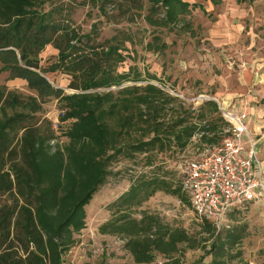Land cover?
Wrapping results in <instances>:
<instances>
[{
    "label": "trees",
    "instance_id": "1",
    "mask_svg": "<svg viewBox=\"0 0 264 264\" xmlns=\"http://www.w3.org/2000/svg\"><path fill=\"white\" fill-rule=\"evenodd\" d=\"M74 4L92 5L113 22H133L147 4L146 22L165 27L195 6L186 0H0V73L6 72L7 80L23 79L33 91L24 96L0 84V264H63L74 234L85 227V206L119 158L143 154L150 167L156 153L184 149L196 136L207 147L226 136L223 130L229 123L219 116L214 99L191 110L153 83H133L142 79L137 69L118 71L127 56L126 43L133 41L130 31L116 28L110 37L99 39L94 23L85 33L71 17ZM159 9L163 16L155 17ZM49 44L57 49V58L42 68L39 55ZM147 46L158 51L165 43ZM45 71L69 75L67 86L74 92L54 86ZM51 97L60 102L61 119L71 120L65 141L39 115ZM216 120L226 127L220 128ZM192 156L177 165L178 179L155 165L107 204L110 217L98 230L119 235L135 263H151L162 255L167 261L161 264H185L183 246L203 252L189 264H231L241 255L237 246L246 224H230L228 219L249 203L228 210L218 226L200 217V237L164 222L158 213L132 215L157 191L191 206L183 180Z\"/></svg>",
    "mask_w": 264,
    "mask_h": 264
},
{
    "label": "rangeland",
    "instance_id": "2",
    "mask_svg": "<svg viewBox=\"0 0 264 264\" xmlns=\"http://www.w3.org/2000/svg\"><path fill=\"white\" fill-rule=\"evenodd\" d=\"M186 1L195 6H190L179 21L166 27L146 22L144 17L147 14V4L135 13L133 22H113L101 16L96 7L88 4L72 5L71 17L85 33L90 32L95 23L94 29L99 34V39L110 37L116 28L130 31L133 41L126 43L127 50L124 54L127 56L120 63L118 71H128L131 67L137 69L142 79L133 83H153L169 96L190 106L191 110L198 108L205 100L214 99L221 117L223 110L238 112L242 107L252 106V101H255L253 97L259 99L258 90L262 86L254 78L258 68L264 66V0H222L218 4H212L208 0ZM162 16V9L157 10L155 17ZM149 42H156V45L164 42L165 46L157 51L148 48ZM39 57L41 67L46 68L56 61L57 49L49 44ZM44 75L65 93L74 92L67 86L69 75L61 71H45ZM134 75L135 70L132 72V76ZM151 75L156 78H150ZM6 76V72L0 73V84H5L24 96L33 95L26 82L20 79L7 80ZM260 83L264 85V82ZM59 104L55 98L46 99L39 115L51 122L57 139L65 141L64 132L71 120L61 119L62 109ZM176 104V101L169 104L170 111ZM216 121L220 128L226 127L222 121ZM207 145L199 143L196 136L184 149L172 147L156 153L154 164L150 167L146 166L147 160L143 154L112 162L105 182L85 206V227L74 234L75 242L63 255V264L166 262L165 257L158 255L151 263H135L123 247L124 240L119 235L101 234L98 227L110 217L107 204L125 191L134 177L156 165L157 168L173 173L174 178L178 179V173L176 175L174 171H178L177 165H180L182 159ZM263 201L251 202L240 214L229 216L230 224L237 221L246 224L245 236L237 246L241 255L232 260L231 264H264ZM142 210L158 213L164 222L182 227L190 235H201L202 219L187 202H182L175 195L157 191L133 210L132 215L140 217ZM202 253L199 248L183 246L180 254L183 262L189 264ZM204 260L209 261L210 257L206 256Z\"/></svg>",
    "mask_w": 264,
    "mask_h": 264
},
{
    "label": "built area",
    "instance_id": "3",
    "mask_svg": "<svg viewBox=\"0 0 264 264\" xmlns=\"http://www.w3.org/2000/svg\"><path fill=\"white\" fill-rule=\"evenodd\" d=\"M229 125L216 145L187 160L184 188L193 211L218 226L228 210L264 200V181L247 127V112L223 110Z\"/></svg>",
    "mask_w": 264,
    "mask_h": 264
},
{
    "label": "crops",
    "instance_id": "4",
    "mask_svg": "<svg viewBox=\"0 0 264 264\" xmlns=\"http://www.w3.org/2000/svg\"><path fill=\"white\" fill-rule=\"evenodd\" d=\"M256 75H257L255 76L256 78L254 77L253 78L258 80L257 84L262 85L259 87V90H258L259 99L258 97L254 96L253 100L255 101H252L253 105L242 107L241 109L238 110V112H241V111L247 112L248 117H247L246 123L248 127V132H249L250 138L254 140V148L256 151L257 159L260 161V166H261V171H262V176H263V181H264V85L260 83V82H264V66L261 68H258V72L256 73ZM15 79H20V78H15ZM20 80L24 81L23 79H20ZM248 99H250L249 95H248Z\"/></svg>",
    "mask_w": 264,
    "mask_h": 264
}]
</instances>
